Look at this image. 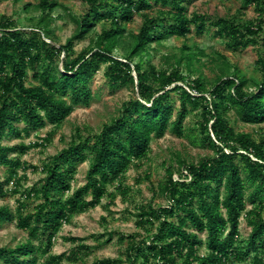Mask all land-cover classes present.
Returning <instances> with one entry per match:
<instances>
[{"label": "trees", "instance_id": "16d2710c", "mask_svg": "<svg viewBox=\"0 0 264 264\" xmlns=\"http://www.w3.org/2000/svg\"><path fill=\"white\" fill-rule=\"evenodd\" d=\"M189 1L82 0L85 12L73 18L75 33L59 47L46 42L49 34L40 27L61 7L56 0H39L34 6L40 13L38 27L29 32L0 19V167L6 169L4 181L0 179V197L5 186L16 181L21 157L30 149L23 142L3 145L5 138L23 140L46 126L59 128L75 107L90 105V85L102 68L111 89L128 88L135 96L123 102L98 133L83 137L77 131L65 149L43 164L41 185L24 195L39 201L34 212L17 215L8 207L0 208V225L15 222L27 234L17 246L0 248V264H60L82 259L75 252L50 255L55 236L72 217L100 206L105 197L112 199L129 191L123 184L125 173L146 159L153 138L161 139L167 132L213 154L197 163L178 160L176 171L166 169L165 181L157 188L169 205L139 208L138 226L154 227V232L140 245L130 241L128 258L135 264H246L248 260L263 264L264 135L256 140L251 134L235 132L228 113L233 111L246 124L264 123V0H236L243 9L253 6L259 16L243 23L225 18L212 21L199 14L188 18L184 3ZM154 6L165 10L157 11L155 17L144 14ZM30 7L27 4L25 9ZM137 14L143 15V22L139 32L129 36L130 51L116 58L113 52L123 44L126 33L123 25ZM101 21L110 22V28L98 35L92 47L73 57L74 42L84 40ZM207 22L214 28V38L226 42L232 52L261 43L255 63L259 82L241 76L228 62L220 64L222 75L209 88L200 77L192 80L175 67L143 66L141 56L152 44L160 45L172 36L185 38L191 28L201 35ZM135 57H139L137 63H133ZM182 58L188 72H196L195 56ZM171 94L177 97V108ZM197 110L195 129L186 130L185 120ZM84 163L85 184L71 191L77 169ZM109 186L116 194L108 192ZM240 218L250 228L246 239L239 235ZM71 241H80L79 251L88 255L83 240ZM92 264H121V260Z\"/></svg>", "mask_w": 264, "mask_h": 264}, {"label": "rangeland", "instance_id": "374dc122", "mask_svg": "<svg viewBox=\"0 0 264 264\" xmlns=\"http://www.w3.org/2000/svg\"><path fill=\"white\" fill-rule=\"evenodd\" d=\"M38 2L39 0H22L17 3L12 0L1 1L0 19L5 18L13 21L18 29L29 32L38 27L40 13L34 9ZM56 2L61 7L54 10L49 21L40 27L42 31L46 30L49 34L45 35L46 42H52L56 47H59L64 45L66 40L75 33L76 26L73 18L82 16L86 6L82 0H56ZM27 4H30L31 7L26 10ZM184 6L188 18H191L192 14H199L205 15L212 21L225 18L243 23L255 21L259 17L253 6L243 9L242 3L236 0H190L185 2ZM159 10H165V8L154 6L152 10L146 11L144 14L155 17ZM142 22L143 15L137 14L134 15L130 23L123 25L126 30L123 44L114 50L113 56L120 59L123 58L125 52L130 51L132 43H130L129 36L139 32ZM109 28L110 22L101 21L84 40L75 41L73 57L82 50L92 47L98 35ZM213 31L214 28L210 27L207 22L206 30L201 35H197L191 28L190 33L185 38L172 36L162 41L160 45L152 44L148 53L141 56L143 66L151 65L156 70H169L175 67L187 78L193 80L200 77L206 87L209 88L222 75L219 69L220 64L228 62L231 67H235L240 72L241 76L259 82L260 74L255 63L258 59L261 43L258 46H250L232 52L226 48V42L214 38ZM188 55H194L196 58L193 61V68L196 69L194 73L188 72L185 65L186 60L182 58ZM63 57L62 54L61 60ZM138 61L139 57L133 58V63ZM59 67L61 68V64ZM231 73L232 69L229 71V75ZM30 76L31 72L28 74V84L31 83ZM90 87L93 94L90 105L88 107H75L59 128L46 126L31 132L29 137L23 140L10 137L2 141L3 145L23 142L26 146H30V149L21 157L22 167L18 170L16 181L5 186V194L0 197V208L8 207L17 215L34 212L39 201L35 198H25L24 195L33 186L39 187L41 185L44 177L41 172L43 164L65 149L73 140V136H76L77 131L83 137L98 133L102 126L117 114V110L123 102L135 97L128 88L111 89L103 75V68L94 76ZM171 97L176 100L175 106L177 108L179 104L176 95L171 94ZM199 113L200 111L197 110L187 117L185 120L186 130L195 129L194 124L198 120ZM228 114L230 124L235 132L251 134L256 140L264 135V123L246 124L238 121L233 111ZM20 127L22 126L20 125ZM33 144H37V146H33ZM212 154L213 152L208 148L194 146L189 139L178 138L169 132L161 139L153 138L146 159L140 162L138 166L133 165L124 175L123 184L129 188V191L124 195H116L112 199L105 197L100 206L72 217L70 223L63 225L60 232L55 236L50 255L66 254L69 256L75 252L79 253L82 258L77 262L63 260L60 264H92L95 260L103 259L121 260V264H135L128 258V244L130 241H134L140 245L148 235L154 232V227L138 226L139 208L148 205L153 208L169 205L167 199L161 196L157 188L160 182L165 181L166 169L171 168V170L176 171L178 160L186 164L197 163L201 158ZM86 170L87 163L78 167L75 180L71 183V191L85 184ZM5 176L6 169L0 167L1 181H4ZM173 179H178L176 172L173 174ZM107 190L109 193L116 194L111 186L107 187ZM18 204L23 205V207L19 209ZM246 210H250V206H246ZM262 217L264 218V211ZM249 233L250 228L247 227L245 220L240 218V238L246 239ZM204 238L202 237L203 240ZM26 239V232L18 229L15 222L0 225V248H13ZM72 239L83 240L82 244L89 248L87 256L83 255L84 250L79 251L80 241L74 243L71 241ZM203 253L204 248H201L199 254L202 255ZM260 257L264 264V249ZM246 264H251V260H248Z\"/></svg>", "mask_w": 264, "mask_h": 264}]
</instances>
